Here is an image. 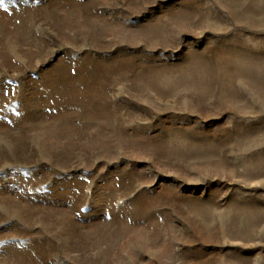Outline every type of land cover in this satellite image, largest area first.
<instances>
[{
	"label": "rangeland",
	"instance_id": "1",
	"mask_svg": "<svg viewBox=\"0 0 264 264\" xmlns=\"http://www.w3.org/2000/svg\"><path fill=\"white\" fill-rule=\"evenodd\" d=\"M0 264H264V0H0Z\"/></svg>",
	"mask_w": 264,
	"mask_h": 264
}]
</instances>
